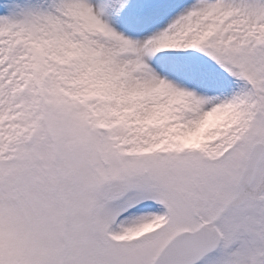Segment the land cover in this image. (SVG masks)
Instances as JSON below:
<instances>
[{
	"label": "snow or ice",
	"instance_id": "6c2138e0",
	"mask_svg": "<svg viewBox=\"0 0 264 264\" xmlns=\"http://www.w3.org/2000/svg\"><path fill=\"white\" fill-rule=\"evenodd\" d=\"M0 264H264V0H0Z\"/></svg>",
	"mask_w": 264,
	"mask_h": 264
}]
</instances>
